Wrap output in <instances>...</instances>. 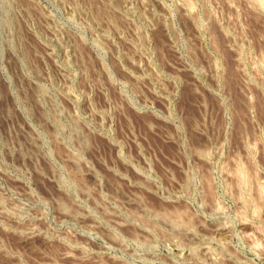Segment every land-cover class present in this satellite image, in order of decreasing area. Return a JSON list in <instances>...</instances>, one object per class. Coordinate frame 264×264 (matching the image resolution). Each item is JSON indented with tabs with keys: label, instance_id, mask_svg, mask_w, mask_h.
Instances as JSON below:
<instances>
[{
	"label": "rangeland",
	"instance_id": "obj_1",
	"mask_svg": "<svg viewBox=\"0 0 264 264\" xmlns=\"http://www.w3.org/2000/svg\"><path fill=\"white\" fill-rule=\"evenodd\" d=\"M0 264H264V0H0Z\"/></svg>",
	"mask_w": 264,
	"mask_h": 264
}]
</instances>
